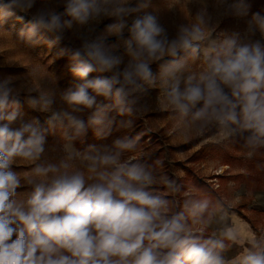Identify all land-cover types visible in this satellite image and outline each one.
<instances>
[{
    "label": "clouds",
    "instance_id": "9594fccd",
    "mask_svg": "<svg viewBox=\"0 0 264 264\" xmlns=\"http://www.w3.org/2000/svg\"><path fill=\"white\" fill-rule=\"evenodd\" d=\"M187 2L169 35L153 0H0V33L22 49L76 42L57 55L78 81L57 97L32 66L0 78V264H264V230L240 217V195L187 190L159 160L145 162L138 135L75 146L89 129L99 141L131 129L117 117L148 111L155 90L173 135L211 134L247 160L264 155V15L243 32L218 31L221 18L248 15L245 0H216L215 14ZM13 17L21 27L5 29ZM21 94L48 114L43 125L22 118ZM57 129L62 143L50 149ZM248 197L264 203V192Z\"/></svg>",
    "mask_w": 264,
    "mask_h": 264
},
{
    "label": "rangeland",
    "instance_id": "374dc122",
    "mask_svg": "<svg viewBox=\"0 0 264 264\" xmlns=\"http://www.w3.org/2000/svg\"><path fill=\"white\" fill-rule=\"evenodd\" d=\"M187 0H153V4L159 9L160 22L169 32L174 34L175 25L182 21L183 12L187 15L185 7ZM231 2V0H229ZM249 5L248 15L237 17L233 15L221 18L218 31L243 32L247 27V21L251 19L253 13L259 12L264 15V0H245ZM216 0H188L187 7L195 13L206 8L211 14H215ZM172 4L175 7L169 9ZM180 9V10H179ZM17 16L24 15L17 13ZM29 19L25 16V22ZM111 20H105L100 25L101 29ZM15 30L21 27V24L10 19L4 28ZM50 39L51 36L49 35ZM115 38H110V42ZM76 42L69 43L68 40L62 41L58 46L49 49L46 45L40 44L34 47H27L26 50L14 44L13 40L6 34L0 33V78L8 75L23 76L27 73L25 67L32 66L42 77L53 82V87L59 93L71 87L78 81L72 76L70 68V60L67 55L58 56L59 48L75 46ZM12 60L20 62L21 66L9 65L5 61ZM153 73L158 72V64H153ZM198 67L194 65V68ZM97 75L108 74H90L91 77ZM157 92L152 90L146 98L151 105L150 109L139 115L132 117H117V120H133V127L125 130H114L112 136L105 141H99L94 133L89 129L83 142L76 141L75 146L81 150L90 144L110 143L112 139L122 134L139 136V148L143 158L148 164H155L160 161L157 168L160 172L176 178L182 183L187 190H203L207 192L214 200L231 199L234 195L242 197L237 209L244 211V214L259 222V227L264 230V203H253L248 197L249 192H264V171L255 168V164L259 160H264V155H260L256 160H247L244 157L243 150L239 145L223 142L218 137L193 138L185 140L180 135H173V124L169 114L159 110L156 98ZM104 103L103 98H98ZM21 113L25 121L39 119L43 125L47 113H41L31 109L24 100V94H21ZM62 107L57 99L54 106ZM83 118H87V113L83 114ZM62 143L60 130L49 132L47 134V147L59 149ZM206 149L203 154H197L201 150ZM247 173V174H244ZM27 187L18 189V193L28 191ZM181 199V198H177ZM248 207V208H246Z\"/></svg>",
    "mask_w": 264,
    "mask_h": 264
},
{
    "label": "crops",
    "instance_id": "0c3cea01",
    "mask_svg": "<svg viewBox=\"0 0 264 264\" xmlns=\"http://www.w3.org/2000/svg\"><path fill=\"white\" fill-rule=\"evenodd\" d=\"M246 208H248V207H246ZM237 212H238V214L240 215V217L243 218V219H245V220H247V221L253 226V228H255V229H257V230H262V229L259 227V222H258L256 219H251V218L247 217V216L244 214V211H242L241 209H240V210L237 209ZM241 214H242V215H241ZM243 216L246 217V218H244Z\"/></svg>",
    "mask_w": 264,
    "mask_h": 264
},
{
    "label": "trees",
    "instance_id": "16d2710c",
    "mask_svg": "<svg viewBox=\"0 0 264 264\" xmlns=\"http://www.w3.org/2000/svg\"><path fill=\"white\" fill-rule=\"evenodd\" d=\"M206 151V149H203V150H201L200 152H198L197 154H203L204 152ZM242 215V214H241ZM244 217V216H243ZM244 218H246V217H244Z\"/></svg>",
    "mask_w": 264,
    "mask_h": 264
}]
</instances>
